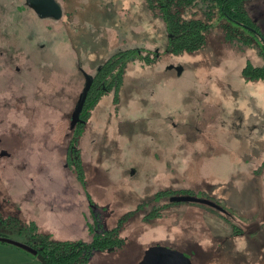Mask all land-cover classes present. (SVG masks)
Instances as JSON below:
<instances>
[{"label":"rangeland","instance_id":"obj_1","mask_svg":"<svg viewBox=\"0 0 264 264\" xmlns=\"http://www.w3.org/2000/svg\"><path fill=\"white\" fill-rule=\"evenodd\" d=\"M57 1L60 21L38 17L26 0H0V217L15 216L19 228L34 221L53 241H90L97 215L113 228L140 209L121 232L126 249L98 252L88 264H139L153 245L183 250L191 241L211 254L223 241L226 248L231 225L223 212L172 196L146 205L171 190L213 200L244 226L233 254L210 264H264V108L257 103L264 95L242 74L249 63L263 65V43L231 44L215 29L203 49L173 53L144 0ZM247 4L264 32V0ZM89 31L99 38L88 54L77 46ZM129 48L160 57L130 61L118 103L110 95L92 111L79 142L80 174L66 154L83 70L94 74ZM163 204L162 219H143ZM0 233L24 239L1 223Z\"/></svg>","mask_w":264,"mask_h":264},{"label":"trees","instance_id":"obj_2","mask_svg":"<svg viewBox=\"0 0 264 264\" xmlns=\"http://www.w3.org/2000/svg\"><path fill=\"white\" fill-rule=\"evenodd\" d=\"M147 10L165 25L167 31V46L166 50L173 53L194 52L203 49L208 44L209 37L215 29H220L223 32L225 41L229 43H237L242 47L258 46V40L263 43L262 48L259 49V54L264 60V32L262 26L254 17L248 7L249 0H144ZM28 4V0H26ZM63 5V4H62ZM63 7V6H62ZM64 10V8H63ZM62 10V11H63ZM108 18L113 17L112 13H106ZM65 15V13H63ZM69 15V16H68ZM66 14L71 18V13ZM38 17H41L38 15ZM42 18V17H41ZM52 18V17H51ZM62 18L57 20H62ZM71 23V21H68ZM72 24V23H71ZM78 31V30H77ZM95 31V30H94ZM94 31L85 33L78 40L77 49L81 48L86 53H91V40L96 41L99 35ZM79 34V32H77ZM87 42V43H85ZM258 43V44H257ZM99 48V47H98ZM93 53V52H92ZM160 53L144 48H129L126 50H119L108 57L101 64V71L96 75V82L90 88L87 101L83 111V116L88 121L92 111L101 103V101L113 96V102L118 103L121 87L124 84V74L130 61H138L144 64H151L159 59ZM246 80L251 81H264V63L261 66H254L249 63L242 72ZM87 125H79L74 135L70 137L68 144V158L70 163L74 164L80 174L84 171V162L81 154L80 138ZM175 192L171 190L159 191L152 200L146 205L149 206L154 203L161 202L167 196H173ZM152 201H154L152 203ZM142 206V205H141ZM167 205L153 207L150 210L142 213L143 219L146 221H154L162 219L163 212ZM144 209L143 206L141 208ZM140 209H135L126 213L119 221L118 225L113 228H108L102 221V218L97 217L88 223V228L93 235L90 241H53L48 236L44 237L39 232V227L34 221L25 223L23 227L16 226L15 216L0 217V223L6 229L17 230L20 236L24 239L22 243L33 248L36 252L33 253L20 246L2 242L7 245L19 248L34 256L38 260V255L42 254L47 260L48 264H88L93 255L98 252L108 250H121L126 249L127 238L123 236V230L128 222L138 215ZM251 211V210H250ZM252 212V211H251ZM222 215L230 226L226 229L230 230V235L226 237L227 245L223 248V241L214 253L209 254L204 252L203 247L199 243L190 241L191 251H187V246L181 248L188 257L192 259L194 264H210L213 262L215 256L230 257L233 252L234 238L238 241L241 235L245 234L244 226H239L236 223L230 222V212H223ZM254 213V212H252ZM256 217L258 215L250 214ZM247 225V223H243ZM249 228V227H248ZM32 233L31 231H34ZM232 234V236H231ZM264 248V242L260 243ZM186 249V250H185ZM236 249V248H235ZM240 254V253H238ZM238 254L235 255L237 260ZM209 262V263H207Z\"/></svg>","mask_w":264,"mask_h":264},{"label":"water","instance_id":"obj_3","mask_svg":"<svg viewBox=\"0 0 264 264\" xmlns=\"http://www.w3.org/2000/svg\"><path fill=\"white\" fill-rule=\"evenodd\" d=\"M28 4L31 8L35 10V13L40 15L41 17H52L54 19H60L63 16L64 11L62 5L57 0H28ZM83 74L85 77V84L80 93L78 100L76 102V107L72 112L71 122H70V130L74 131L77 125L80 122H84L81 118V115L84 111L85 102L87 101L88 94L90 92V88L93 85L94 76L88 73L87 71L83 70ZM172 202H198L202 204H206L210 207H213L221 212H227L225 208H223L219 203L215 201H211L210 199L201 198L198 196L184 194V195H173L171 197ZM0 240L4 242H8L26 250H29L33 253L36 251L33 248L29 247L28 245L15 241L11 238L0 237ZM38 260L41 264H48L47 260L42 254L38 255ZM139 264H193V261L190 257L185 254V252L170 248L164 245H153L147 248L144 252L143 258Z\"/></svg>","mask_w":264,"mask_h":264},{"label":"crops","instance_id":"obj_4","mask_svg":"<svg viewBox=\"0 0 264 264\" xmlns=\"http://www.w3.org/2000/svg\"><path fill=\"white\" fill-rule=\"evenodd\" d=\"M250 83L258 89L259 94L262 93V95H264V81H251ZM254 96H256V94ZM262 100L264 102V99ZM263 102L261 101V99L257 100V103L262 106V108H264ZM0 237L13 239L11 235L2 233H0ZM2 242L3 240H0V264H41L39 260H36L34 256L30 255L26 251L21 250L19 248H15Z\"/></svg>","mask_w":264,"mask_h":264},{"label":"flooded vegetation","instance_id":"obj_5","mask_svg":"<svg viewBox=\"0 0 264 264\" xmlns=\"http://www.w3.org/2000/svg\"><path fill=\"white\" fill-rule=\"evenodd\" d=\"M30 6V5H29ZM33 9V8H32ZM35 12V11H34ZM38 15V14H37ZM40 16V15H39ZM263 17H264V15H263ZM256 21H258V19H256ZM259 22V21H258ZM94 64H91L90 66H93ZM85 71H87V70H85ZM100 71H101V66L100 67H98L97 69H96V71L94 72V74H92V73H90V74H92V76H94V80H93V85H94V83L96 82V75H98V73H100ZM84 77V76H83ZM85 78V77H84ZM84 84H85V80H84ZM93 85H92V87H93ZM84 87V86H83ZM91 87V88H92ZM82 116H83V113H82V115H81V118H82ZM83 120H84V122H80L78 125H77V127H76V129L79 127V125L81 124H85V125H87L88 124V121H86L84 118H82ZM76 130L74 129V132H75ZM84 131H85V129H84ZM84 133V132H83ZM83 135V134H82ZM83 138V136H81V138H80V141H81V139ZM79 141V142H80ZM1 142H2V138L0 137V144H1ZM78 142V143H79ZM81 145V144H80ZM81 148V147H80ZM82 149V148H81ZM67 155H68V152H67ZM66 155V156H67ZM80 156H82V159L84 158V156H83V152H81V154H80ZM68 157V156H67ZM84 160V159H83ZM84 167H85V164H84ZM184 246H187L188 248H187V251H191V249H190V246H191V244L190 245H184ZM186 250V249H185ZM195 263V261L193 262V264Z\"/></svg>","mask_w":264,"mask_h":264}]
</instances>
